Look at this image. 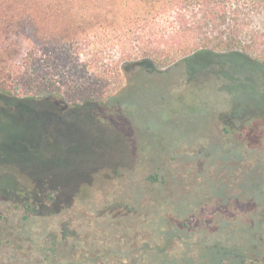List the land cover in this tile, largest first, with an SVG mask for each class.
<instances>
[{
	"label": "rangeland",
	"instance_id": "obj_1",
	"mask_svg": "<svg viewBox=\"0 0 264 264\" xmlns=\"http://www.w3.org/2000/svg\"><path fill=\"white\" fill-rule=\"evenodd\" d=\"M251 25L264 38V14ZM123 81L62 115L0 97V238L53 233L59 264L144 241L178 264H219L215 241L235 246L220 264H264V66L214 53Z\"/></svg>",
	"mask_w": 264,
	"mask_h": 264
},
{
	"label": "trees",
	"instance_id": "obj_2",
	"mask_svg": "<svg viewBox=\"0 0 264 264\" xmlns=\"http://www.w3.org/2000/svg\"><path fill=\"white\" fill-rule=\"evenodd\" d=\"M258 14H264V0H0V97L39 101L62 115L106 104L134 62L160 70L221 53L261 67L264 38L251 25ZM55 237L25 244L0 238L12 252L0 264H59ZM146 243L142 253L104 251L82 262L179 263ZM205 247L219 264L232 250L216 241Z\"/></svg>",
	"mask_w": 264,
	"mask_h": 264
}]
</instances>
